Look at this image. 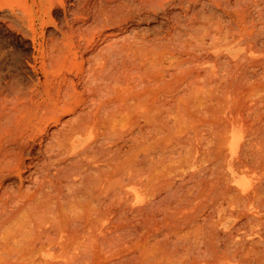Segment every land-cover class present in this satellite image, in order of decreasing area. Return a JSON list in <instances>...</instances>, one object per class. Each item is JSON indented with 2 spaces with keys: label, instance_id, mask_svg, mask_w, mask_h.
<instances>
[{
  "label": "bare ground",
  "instance_id": "bare-ground-1",
  "mask_svg": "<svg viewBox=\"0 0 264 264\" xmlns=\"http://www.w3.org/2000/svg\"><path fill=\"white\" fill-rule=\"evenodd\" d=\"M93 10L0 88V264H264V0Z\"/></svg>",
  "mask_w": 264,
  "mask_h": 264
},
{
  "label": "rangeland",
  "instance_id": "rangeland-1",
  "mask_svg": "<svg viewBox=\"0 0 264 264\" xmlns=\"http://www.w3.org/2000/svg\"><path fill=\"white\" fill-rule=\"evenodd\" d=\"M79 1L0 0V88L26 91L38 79L42 82L50 75L63 74L53 65L48 68L49 39L59 38L58 30L75 27L80 18L93 23L91 27L99 24L93 10L95 0Z\"/></svg>",
  "mask_w": 264,
  "mask_h": 264
}]
</instances>
